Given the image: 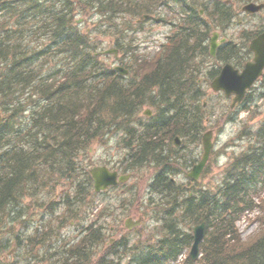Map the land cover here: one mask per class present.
Returning <instances> with one entry per match:
<instances>
[{
	"label": "trees",
	"instance_id": "obj_1",
	"mask_svg": "<svg viewBox=\"0 0 264 264\" xmlns=\"http://www.w3.org/2000/svg\"><path fill=\"white\" fill-rule=\"evenodd\" d=\"M157 3L160 1L0 0V18L16 16L14 22H0V106L11 109L0 129V142L7 149L0 153V253L16 236L13 222L19 218L11 223L8 219L11 210L15 206L22 210L21 199L30 194L36 181L39 182L40 172L49 168L59 173L73 172L77 154L113 125L129 122L144 101L148 88L160 86L158 97L160 110H163L144 134H137L136 130L130 133L139 144L130 160L132 166L152 154L150 147L154 151L160 148L152 141V136L147 139L151 130L156 137L162 127L165 128L162 134L176 131L186 135L192 128L188 125L196 123L187 112L190 104L184 87L191 80L187 75L192 72L190 64L196 46L205 36V32H200L202 24L196 16L189 15L182 36L177 35L176 47L156 61L153 72L143 76L138 84L148 86L143 89L124 85L116 74L106 70V65L93 54L98 44L92 41L91 32L81 30L74 21L76 15L90 10V14L104 19L97 24L100 30L107 31L108 25L115 22L121 36L120 27L124 25L126 14L141 18L145 13H152ZM195 4L206 5L200 1ZM221 4L220 13L214 10L213 16L220 24H227L230 10L226 2ZM42 38L39 49L30 46L31 41ZM55 56L58 60L50 65L48 62ZM59 61H64L63 65L67 62L68 66L61 73L66 81L56 86L60 75L57 70L64 69L57 65ZM46 63L56 72H45ZM111 75L114 77L107 81ZM43 99L47 104H40ZM30 101L42 109L33 108L31 113L36 114L33 130L24 132L26 130L17 128L14 121L20 119V113L28 109ZM169 109L173 110L171 115H162ZM261 127L256 132L259 141L256 156L249 151L239 158L241 172L236 171L209 196L200 192L188 199H170L173 206L163 211L164 232L156 241L146 240L137 250H129L131 258L124 264H169L191 244V227L201 221L207 225L200 244L201 256L197 261L186 257L182 264H264V197L258 203L253 199L264 189V126ZM163 191L171 192L172 188ZM254 208L260 211V227L248 241H243L236 221L246 210ZM87 238L68 247L57 264H89L94 239ZM96 239L98 244L103 241L100 232ZM108 254L105 248L104 255L99 257L100 264H121V259L108 260ZM0 264L9 263L0 259Z\"/></svg>",
	"mask_w": 264,
	"mask_h": 264
},
{
	"label": "rangeland",
	"instance_id": "obj_2",
	"mask_svg": "<svg viewBox=\"0 0 264 264\" xmlns=\"http://www.w3.org/2000/svg\"><path fill=\"white\" fill-rule=\"evenodd\" d=\"M214 2L215 0H213V3ZM235 4L236 2L234 5ZM210 5L211 2L209 7ZM176 8H178V4L174 3H170L169 7H158L152 13L154 19L152 23L145 24V30L137 32L136 35L131 32L128 36L125 34L123 42L131 49H135L136 52L127 54L121 51L120 61L122 60L125 65L128 64L134 69H138L140 65L143 64L144 66L151 62V60H155L159 52L157 50L160 49L161 45L167 42L168 34L174 33L179 27L177 23L180 24V16L173 10ZM239 8L240 5H237V10H234V17L231 22L227 24L226 29L220 28L218 19L212 15L208 17L204 8H200L202 10L201 16L204 17L210 25L209 30L211 31H209L208 36L212 34L213 31L217 30L221 35L231 40L232 38H236L243 30L251 31L260 25L261 16L242 14ZM160 16H165L163 22L168 21V23L159 21L157 18ZM15 19L16 16L11 19H1L0 21H4L8 24L14 22ZM78 19H82V21L79 22ZM74 21L80 26L81 30L87 29V32H91L92 41L99 45L98 52L115 43L118 28L117 31H115V26L111 23L108 25L107 31L100 30L97 24L103 22L104 19L102 20L97 14H90V10H87L86 14L76 15ZM128 22L134 23L137 22V20L131 15H128L126 23ZM120 28L126 29V25H122ZM42 43L43 38L36 39L31 41L30 46L38 48L42 46ZM206 44H208V41ZM99 59L105 65L111 67L114 63L112 55L101 54ZM199 61H202L206 68L205 77L208 75V70L223 64L222 61L208 55L199 57ZM53 63L54 59L51 60L50 65ZM44 68H48L47 64H45ZM47 70L48 69L45 71ZM132 74L130 75L133 79L132 81L134 83L139 82L142 75L141 70H137V72ZM205 92L206 96L202 102L208 104V110L206 111V116L202 123L203 132L211 128L216 129L215 145H217L218 150L214 154L215 160L211 162L206 177L201 178L200 182L211 190H215L217 188V182L221 181L224 171L232 162L231 158L240 151L248 149L249 143H253V133L264 121V100H257L254 105L249 107V110H241L234 121H223V117L229 115V101L223 96H218L219 94L216 95V93H213L209 85L205 86ZM145 109H148V106H143L141 108L140 117H142L141 112L143 113ZM111 135L113 136L110 138L104 136L97 140L94 139L86 148H83L79 152L78 166L81 168V173L93 164H107L121 172V165L118 161L122 159L126 153V148L120 145L121 133H116L114 130L111 132ZM225 143H228L226 147ZM222 144L224 145L223 147ZM182 147L185 149V157L193 160L199 155L201 143L200 141H184ZM167 150L170 151V146ZM182 171L183 169L180 170L181 173L179 175H176L175 182L184 183L185 189L189 190L191 184L187 183L185 173ZM156 173L157 171L153 165L145 166L135 170L136 176L131 178L130 181L123 186L111 188L104 193H94L92 186L90 185V190L89 185L82 181L81 184L85 190L81 191V196L75 197L74 191L78 190L79 187L77 180L59 179L57 176L49 175L44 171L42 173V181H44V183H41L33 194L23 199L25 203L29 204L27 206L28 216L27 220L22 225L15 226L17 232L22 237L29 235L30 232L34 236L35 234L52 233L51 243L54 242V244L50 249L54 250L60 249L59 246L75 243L78 239V237L75 238L78 233L77 228L94 221L95 224H93L92 227H97L103 233L106 227L109 229V234H107L108 230L105 232V235H107L104 241L107 242L109 240V245L107 247L109 254L106 258L117 262V256H114L117 252L115 249V242L121 241L123 244L129 243L130 246L128 249L135 251L140 247V243L146 240L150 242L156 241V237L164 232L163 219L165 213L163 214V211L168 209L171 205L173 206V202H170V199H181L173 196L175 194L178 196V194L181 193L170 194L171 196H167L168 194H166V197H162V195L153 192L151 188H149L150 178ZM83 179L84 177L82 180ZM75 182L76 185H73ZM135 182L137 183L136 186ZM202 184L200 185L203 186ZM64 195L73 196L70 203L63 202L61 198ZM262 195L263 193H261V196ZM47 201L48 203H45ZM65 204L70 205H67L69 206L67 213L64 208ZM257 214V211L249 212V215H247L246 218H242L238 223L241 236L247 241L253 236V233L256 232L258 227H260V221L258 220L257 224L254 220ZM61 216L64 217L62 218ZM48 218L51 219L49 225L50 230L46 232L44 223ZM128 218L133 221L139 220L140 224L135 226L132 230H127L125 221ZM249 218L253 220L248 221ZM30 224L33 225L31 228H28L27 225ZM37 224L39 229L36 231V226L34 225ZM166 224H169V221ZM135 244H137L135 247L131 246ZM43 250H45L43 246H38L35 249L37 255L31 259L30 263L47 264V253L44 254ZM15 251L14 255H7V251L3 252V260L7 262L17 261L16 264H27L28 260L22 256L23 248H17ZM188 251H185V253ZM104 253V248L95 249L91 264H100L99 257L104 255ZM119 258L121 259V264L128 260L121 255H119ZM61 259H59L56 253L53 255L51 263L57 264Z\"/></svg>",
	"mask_w": 264,
	"mask_h": 264
},
{
	"label": "water",
	"instance_id": "obj_3",
	"mask_svg": "<svg viewBox=\"0 0 264 264\" xmlns=\"http://www.w3.org/2000/svg\"><path fill=\"white\" fill-rule=\"evenodd\" d=\"M260 5L249 3L243 7V10L253 12L258 10ZM251 48L255 51V61L246 65L242 73L238 74L236 70H229L230 67H225L221 75L213 82V88L215 90L223 89L227 94L235 92L237 94L235 101L240 100L244 94L246 87L250 86L252 81L261 73L262 67L264 65V33L258 38L254 39ZM110 52V51H106ZM116 53V51H113ZM121 72L125 71L122 67H116ZM211 147V141L209 134L204 136V155L201 162L195 166L193 171V177L198 176L203 165L205 164L209 150ZM95 178V188L99 190L100 188L106 186L109 183L114 182V175L109 174L106 167H96L91 170ZM112 175L111 177H109ZM205 223L196 225L193 228V244L190 252V256L193 259L199 254V243L204 236Z\"/></svg>",
	"mask_w": 264,
	"mask_h": 264
},
{
	"label": "bare ground",
	"instance_id": "obj_4",
	"mask_svg": "<svg viewBox=\"0 0 264 264\" xmlns=\"http://www.w3.org/2000/svg\"><path fill=\"white\" fill-rule=\"evenodd\" d=\"M152 98L154 99V101H152ZM148 103L149 104H154L155 103V105H156L158 110H160V107H162L161 105H159V97H158V95H154L153 97H151V99H149ZM261 125L264 126V122ZM114 130L116 131V133H122L124 131V128H117V129H110L109 128L106 131H104V133L100 137H98V139L99 138H103L104 136L106 138L112 137L113 135H111V132H113ZM142 130L144 131V128H142ZM151 139H152V137H151ZM151 157L154 160L160 159V157H161L160 151H154L152 153ZM200 184H202L200 181L195 183V186L190 190V194L191 195H193L196 191L207 187V186H205V184H202L203 186H201ZM209 190L211 191L210 188H209ZM258 229H259V227H258ZM258 229L256 230V232L258 231ZM256 232H254L253 234H255ZM203 239L204 238L201 239L200 243L203 241ZM115 249H116V251L118 252L119 255L127 258L128 260L131 258L129 249H127L121 241L115 242Z\"/></svg>",
	"mask_w": 264,
	"mask_h": 264
},
{
	"label": "flooded vegetation",
	"instance_id": "obj_5",
	"mask_svg": "<svg viewBox=\"0 0 264 264\" xmlns=\"http://www.w3.org/2000/svg\"><path fill=\"white\" fill-rule=\"evenodd\" d=\"M219 46H223L222 44H220ZM153 113V112H152ZM203 121H204V117H203ZM188 135H189V137L191 138L190 139V141L189 142H193V140H192V138H193V136L195 135V132H194V130H193V127L191 128V130L189 131V133H188ZM183 143V140L181 141V144ZM176 159H171L175 164H176V167H177V169H178V167L179 168H181V169H184L185 168V166L187 165V164H194L195 162H196V160H192V159H190V158H186L185 157V152H184V148H182V149H180V150H177L176 151ZM191 165V166H192ZM179 170V169H178ZM177 175H179V174H177ZM165 177H166V175H163L162 176V178L161 179H159V180H157L156 182H155V184H156V186H164L165 184H166V180H165ZM170 179H171V181H173V178L172 177H170ZM152 182V181H151ZM187 183H189V184H192V186L194 187L195 186V183H194V181H192L191 179H189V180H187ZM184 183H182V185H183ZM184 186V185H183Z\"/></svg>",
	"mask_w": 264,
	"mask_h": 264
}]
</instances>
